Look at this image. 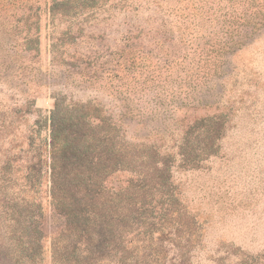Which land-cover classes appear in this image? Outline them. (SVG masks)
<instances>
[{"label":"rangeland","instance_id":"obj_1","mask_svg":"<svg viewBox=\"0 0 264 264\" xmlns=\"http://www.w3.org/2000/svg\"><path fill=\"white\" fill-rule=\"evenodd\" d=\"M52 6L0 0V264H264V0ZM57 104L79 150L115 130L98 153L109 201L60 152L86 214L55 254Z\"/></svg>","mask_w":264,"mask_h":264},{"label":"trees","instance_id":"obj_2","mask_svg":"<svg viewBox=\"0 0 264 264\" xmlns=\"http://www.w3.org/2000/svg\"><path fill=\"white\" fill-rule=\"evenodd\" d=\"M78 1V0H74ZM52 12H56L59 5L68 3V0H52ZM32 39L27 38L25 40V44H30ZM28 48V46H27ZM59 103V102H58ZM60 108V104H57V108L52 112L51 120V130H50V138H51V148H50V158H51V176H52V187H51V198L52 203L54 205L55 211L58 213L60 219L65 220V224L61 229L56 230L55 232V242H54V250L55 254L57 253L58 247L60 245L59 237L60 233L67 229V224H77L80 218H83L82 215L86 214V212L78 210L75 211L72 205L71 208L69 206L68 201H66L61 193L59 182L62 179L61 177V168L62 165L59 163V157H64V153L60 152H69V157H81L79 162L77 163L78 169L76 174L74 175V181L76 184H82L85 189V196L102 201V199H106L109 201L110 195L107 192L105 187V175H108L110 172L103 166V161L101 156L98 154L103 151V147L105 143L110 142L111 133L115 130V126H105L102 123H97L96 128L98 132H87V135L82 137L83 140V148L77 149L76 147L81 141L74 144L71 143V138L66 135V128L62 127L60 120H57L56 116L58 115V111ZM90 116L86 115L85 117ZM94 120H97L98 117H92ZM91 119V118H90ZM99 120V119H98ZM102 121V119H100ZM99 120V122H101ZM108 127V129H106ZM81 144V145H82ZM112 145L114 143L112 142ZM81 152V154H80ZM67 155V154H66ZM109 172V173H108ZM67 198V197H66ZM91 216V214H90ZM57 257V256H55ZM123 258V257H122Z\"/></svg>","mask_w":264,"mask_h":264}]
</instances>
